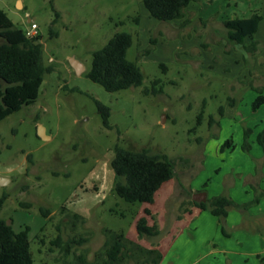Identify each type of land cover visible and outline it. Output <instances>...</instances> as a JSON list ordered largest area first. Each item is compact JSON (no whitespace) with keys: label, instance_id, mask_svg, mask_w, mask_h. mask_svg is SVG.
Segmentation results:
<instances>
[{"label":"rangeland","instance_id":"obj_1","mask_svg":"<svg viewBox=\"0 0 264 264\" xmlns=\"http://www.w3.org/2000/svg\"><path fill=\"white\" fill-rule=\"evenodd\" d=\"M194 5L201 11H188L182 26L185 20L152 18L142 0H0L16 27L27 32L37 24L43 63L54 69L33 105L0 122V198L6 196L0 219L16 233L30 228L35 264H107L105 230L160 249L161 264H264L262 246L242 240L244 212L231 207L225 221L209 210L190 212L198 193L242 205L264 190V147L258 142L264 105L253 109L259 95L253 87L264 88V1L252 3L263 16L255 56L226 48L223 21L243 15L235 4ZM56 12L60 18L53 23ZM118 32L133 36L127 58L138 63L145 80L110 93L88 74L94 53ZM151 37L157 46L144 56ZM72 58L85 66L82 75ZM98 102L110 109L111 128L104 126ZM211 117L217 121L212 127ZM228 141L233 146L224 148ZM118 146L174 162L176 175L154 204L117 195L111 161ZM260 202L247 214H264V198ZM145 216L158 225L159 236L138 235L137 222Z\"/></svg>","mask_w":264,"mask_h":264},{"label":"trees","instance_id":"obj_2","mask_svg":"<svg viewBox=\"0 0 264 264\" xmlns=\"http://www.w3.org/2000/svg\"><path fill=\"white\" fill-rule=\"evenodd\" d=\"M198 2L200 0H142L152 18L161 23L185 20L182 26L187 24V8ZM58 18L60 15L56 12L53 23H56ZM262 20L263 16L258 12L247 19L224 20L223 26L227 30L226 48L231 44L244 54L251 56L259 54L261 43L255 39V35ZM135 21L139 24V17ZM247 38L251 40L249 44L246 43ZM157 43V39L151 37L150 46L144 51V56H149ZM132 45L131 34L116 33L101 50L94 53L92 70L88 77L110 93L142 86L145 77L140 66L127 58ZM226 54L229 52L226 51ZM160 67L167 70L165 64H161ZM53 70L52 66L47 67L43 63V44L40 35L33 38L26 36V32L12 24L0 10V122L23 107L33 105L39 97L45 76ZM159 83L157 80L153 84L157 86ZM253 89L259 92L253 103V109L257 110L264 105V88ZM153 92L158 91L154 88ZM97 104L104 126L111 128L110 109L100 102ZM204 114L205 109L198 118V125L202 124ZM220 114L222 116L224 114L223 107L220 108ZM209 124L210 127L217 124L214 117L210 118ZM258 142L264 147V130L259 134ZM231 146L232 141H228L223 147ZM111 167L116 176L115 191L129 203L154 204L161 188L176 175L175 164L167 156L152 155L147 150L136 152L119 146L115 150ZM263 198L264 190L256 194L253 201L242 205L225 195L208 199L207 202L197 203L191 200L190 203L202 211L209 210L213 216L225 221L231 207L241 210L246 215L249 207L259 204ZM5 200L6 196L0 198V209ZM145 215L152 216V213L146 209ZM146 216L137 222L138 235L159 236L158 225L155 223L150 225ZM75 217L80 218L77 215ZM29 233V227L16 233L11 225L0 219V264H35ZM223 233L227 235L224 228ZM105 235L107 240L102 253L106 256L107 264H123L130 258L142 259V264H161L163 254L160 249L146 248L127 238L124 233L105 230Z\"/></svg>","mask_w":264,"mask_h":264},{"label":"crops","instance_id":"obj_3","mask_svg":"<svg viewBox=\"0 0 264 264\" xmlns=\"http://www.w3.org/2000/svg\"><path fill=\"white\" fill-rule=\"evenodd\" d=\"M257 1L258 0H229V4H235L236 7L240 11H242V14H243L242 17H237V18L247 19V18L251 17L254 13H257V11L252 6V3L257 2ZM188 11H201V9H199L198 6H195L194 3H192L187 8L186 18L188 16ZM262 22H263V20L261 21V23ZM261 23H260V25H261ZM260 25H259L258 31L255 35L256 40H258ZM207 198L209 199L208 196H207ZM190 212H191V214L194 212L200 213L201 210L198 209L197 207H192ZM190 212H189V214H190ZM249 214L245 215L244 219H243L242 228L245 229L246 232H243L242 240L246 241V243L248 241L251 243L259 244L260 246H262V249H260V251L264 252V214H261L260 216H254V215H251V214L249 215ZM254 254H256V253H254Z\"/></svg>","mask_w":264,"mask_h":264},{"label":"water","instance_id":"obj_4","mask_svg":"<svg viewBox=\"0 0 264 264\" xmlns=\"http://www.w3.org/2000/svg\"><path fill=\"white\" fill-rule=\"evenodd\" d=\"M70 64L78 75H82V73L84 71H86L85 66L76 58H72L70 60ZM0 183L2 185H4V179L3 178H0ZM207 200H208V198H207L206 193H198V194L194 195V197H193V201H195L197 203L207 202Z\"/></svg>","mask_w":264,"mask_h":264},{"label":"built area","instance_id":"obj_5","mask_svg":"<svg viewBox=\"0 0 264 264\" xmlns=\"http://www.w3.org/2000/svg\"><path fill=\"white\" fill-rule=\"evenodd\" d=\"M38 35V26L35 23H32L30 29L26 32L28 37H36Z\"/></svg>","mask_w":264,"mask_h":264}]
</instances>
